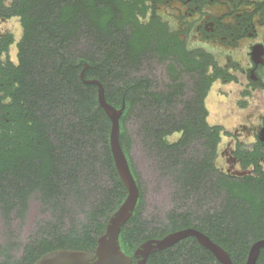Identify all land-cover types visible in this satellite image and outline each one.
<instances>
[{"label": "trees", "instance_id": "obj_1", "mask_svg": "<svg viewBox=\"0 0 264 264\" xmlns=\"http://www.w3.org/2000/svg\"><path fill=\"white\" fill-rule=\"evenodd\" d=\"M135 1L32 0L36 13L29 5L21 9L29 34L0 100V264H34L58 249L95 253L128 195L111 149V119L98 85L84 79L102 82L114 107L125 105L119 138L140 196L119 242L134 263L143 242L185 228L207 234L235 264H246L251 246L264 239L257 178L231 176L215 164L220 128L207 121V88L184 102L177 83L161 89L156 74L143 72L157 67L152 59L144 64L146 56L157 59L164 47L134 21ZM137 143L171 186L165 210L150 209L151 181L134 158ZM145 264L222 263L189 236L153 252ZM256 264H264V247Z\"/></svg>", "mask_w": 264, "mask_h": 264}, {"label": "flooded vegetation", "instance_id": "obj_2", "mask_svg": "<svg viewBox=\"0 0 264 264\" xmlns=\"http://www.w3.org/2000/svg\"><path fill=\"white\" fill-rule=\"evenodd\" d=\"M28 1L32 0H0L2 101L5 75L20 65V44L29 34L21 9L29 5L28 10L36 13ZM139 1L134 21L150 29L151 39L164 47L157 59L146 56L144 64L152 59L151 65L157 67L147 65L143 72L156 74L153 76L159 79L161 89L168 90L169 84L177 83L176 89L187 97L184 102L201 97L207 88L203 97L207 121L220 128L217 168L231 176L257 178L258 196L264 195V0ZM229 86H237L239 97L234 105L240 111L253 101L244 121L232 128L224 122H210L208 106L216 87L220 88L218 96L226 98L229 92L224 87ZM174 135L179 139L182 133L170 137Z\"/></svg>", "mask_w": 264, "mask_h": 264}, {"label": "water", "instance_id": "obj_3", "mask_svg": "<svg viewBox=\"0 0 264 264\" xmlns=\"http://www.w3.org/2000/svg\"><path fill=\"white\" fill-rule=\"evenodd\" d=\"M87 67L89 64H86L81 73L83 79ZM84 81L98 85L99 102L112 122L110 134L112 153L117 170L127 187L128 195L119 209L110 217L105 233L98 239L95 253L83 250L58 249L44 254L34 264H133V258L122 250L119 242L121 227L131 217L140 196L138 185L119 138L120 117L125 105L121 109L111 105L106 100L104 86L99 80L84 79ZM189 236L196 237L222 264H235L230 254L222 246L195 228L181 229L163 238L149 239L143 242L134 252V257L137 259L135 264H145L153 252L172 246ZM262 247H264V240H259L251 246L246 264H256Z\"/></svg>", "mask_w": 264, "mask_h": 264}, {"label": "rangeland", "instance_id": "obj_4", "mask_svg": "<svg viewBox=\"0 0 264 264\" xmlns=\"http://www.w3.org/2000/svg\"><path fill=\"white\" fill-rule=\"evenodd\" d=\"M224 88L229 92L226 98L218 96L217 90L220 89L219 87H216L214 89L213 94H211L212 96L209 98L208 106L210 112L212 113V116L210 117V122H224L226 123L225 125L227 127L232 128L233 126H235L236 123L244 121V115H246L250 110L253 109V101L251 100V106L248 109H246L245 111H240L234 105L235 101L239 97V91L237 89V86H229ZM178 137L179 135H174L170 137V140H175ZM134 158L138 166L140 167L143 175L151 181V183L149 182V189L147 195L150 209H167L171 204V186L166 181H161L158 178V175L152 167V160L147 156V154L142 151L139 143H137L136 148L134 150ZM35 216L36 212L33 211L31 213V217L29 218V223L24 228V236H27L31 231Z\"/></svg>", "mask_w": 264, "mask_h": 264}]
</instances>
